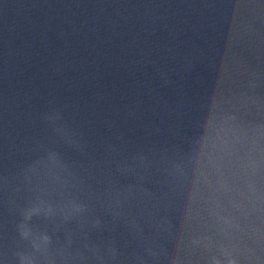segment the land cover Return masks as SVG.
I'll return each mask as SVG.
<instances>
[{"label":"water","instance_id":"95a60500","mask_svg":"<svg viewBox=\"0 0 264 264\" xmlns=\"http://www.w3.org/2000/svg\"><path fill=\"white\" fill-rule=\"evenodd\" d=\"M0 264H264V0H0Z\"/></svg>","mask_w":264,"mask_h":264}]
</instances>
